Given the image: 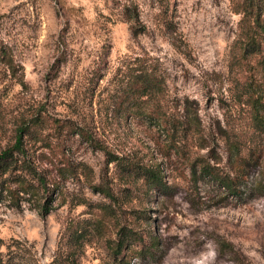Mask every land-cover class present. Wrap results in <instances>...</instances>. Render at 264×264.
Here are the masks:
<instances>
[{
  "label": "rangeland",
  "instance_id": "374dc122",
  "mask_svg": "<svg viewBox=\"0 0 264 264\" xmlns=\"http://www.w3.org/2000/svg\"><path fill=\"white\" fill-rule=\"evenodd\" d=\"M242 1L0 0V150L17 122L40 113L25 146L45 181L44 190L22 175L36 195L20 194L19 207L0 203L5 263L264 264V182L250 185L264 166V123L253 119L252 103L260 90L264 102V0L250 2L260 52L246 58ZM131 8L136 21L126 19ZM132 25L143 31L133 36ZM143 53L164 75L163 103L179 117L183 98L192 100L204 133L219 137L220 172L232 175L226 138L241 154L256 149L259 163L237 195L205 176L189 180L185 149L160 128L117 117V68ZM243 88L250 100L238 97ZM76 124L119 159L106 164L104 151L72 132ZM144 167L161 170L162 191ZM104 185L113 199L93 189ZM47 200L51 209L40 215ZM120 228L128 232L118 246Z\"/></svg>",
  "mask_w": 264,
  "mask_h": 264
},
{
  "label": "trees",
  "instance_id": "16d2710c",
  "mask_svg": "<svg viewBox=\"0 0 264 264\" xmlns=\"http://www.w3.org/2000/svg\"><path fill=\"white\" fill-rule=\"evenodd\" d=\"M251 1L243 0L240 9L238 8L242 14L241 22L244 29L243 48L241 50L242 58L252 57L260 52L259 41L249 26L251 19L257 23L256 14L254 15L255 11L250 5ZM126 11H128L126 19L136 21L137 14L134 9H126ZM131 29L133 36L143 31V28L135 25H132ZM178 41L181 43V40ZM171 44L179 49V44L174 39ZM5 64L11 73L15 71L12 60L9 57L6 58ZM258 64V72L261 77L264 75V58H261ZM117 71L120 77V84L118 90H116L118 95L113 102L117 117L137 118L150 126L160 128L170 136L171 142L174 144L176 142L179 145L181 143L180 149H185L183 159L188 170L189 180L196 181L198 176H205L218 186L237 195L240 183L247 177L246 171L248 168L259 163V154H257L256 149L248 148L245 154H241V149L237 142L235 140L229 141L225 137L228 152L227 165L232 175L220 172L217 166L219 159L212 147L219 137L214 134L206 135L204 133L197 114V107L193 105L194 102L192 100L183 98L181 101L182 112L179 117L173 113L174 106L163 103L164 75L150 56L143 53L133 58L124 59ZM260 91L252 99L253 119H257L258 123H264V117L261 112V110L264 111V102L261 101L263 97L261 93L263 92ZM238 94V97L246 95L247 100L251 99V92L247 94L244 88ZM42 119L40 113H35L17 122L13 128L12 143L0 150V203L8 201L10 206L19 207V200L23 197L20 194L27 195V197L36 195V186L23 179L22 175L25 174L34 177L37 185L44 189L45 181L43 175H36L34 170H32L30 157L25 146L26 137L30 133L31 128L41 122ZM258 129L261 130V128ZM72 132L84 139L92 148L104 151L106 164L119 159L116 154L106 150L105 146H102L92 132L84 126L76 124ZM201 149H206L205 155L198 154ZM126 169L128 170L129 166ZM141 173L157 191H162L166 187L167 184L163 180L162 172L158 167H144L141 169ZM12 181H14V184H12ZM263 182L264 166L257 170V179L252 180L250 185L255 187ZM93 189L113 199V195L107 185H104V188L93 186ZM48 203L47 200L37 206L40 215H46L49 212L51 208ZM124 230L128 232L125 228H120L118 246L125 242L127 234ZM0 264H7L2 259L1 254Z\"/></svg>",
  "mask_w": 264,
  "mask_h": 264
}]
</instances>
